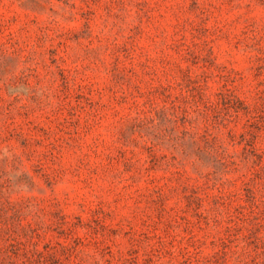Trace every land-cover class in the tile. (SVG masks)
I'll list each match as a JSON object with an SVG mask.
<instances>
[{
	"label": "rangeland",
	"instance_id": "obj_1",
	"mask_svg": "<svg viewBox=\"0 0 264 264\" xmlns=\"http://www.w3.org/2000/svg\"><path fill=\"white\" fill-rule=\"evenodd\" d=\"M0 264H264V0H0Z\"/></svg>",
	"mask_w": 264,
	"mask_h": 264
}]
</instances>
